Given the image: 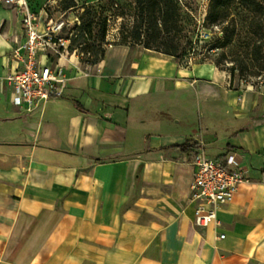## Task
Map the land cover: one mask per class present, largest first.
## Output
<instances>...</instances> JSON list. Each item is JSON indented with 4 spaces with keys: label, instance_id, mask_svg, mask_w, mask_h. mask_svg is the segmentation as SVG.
I'll return each instance as SVG.
<instances>
[{
    "label": "crops",
    "instance_id": "obj_1",
    "mask_svg": "<svg viewBox=\"0 0 264 264\" xmlns=\"http://www.w3.org/2000/svg\"><path fill=\"white\" fill-rule=\"evenodd\" d=\"M25 39L0 2V264H264L263 86L117 43L88 71L64 64V95L28 112L6 79ZM198 147L248 175L208 227L190 200Z\"/></svg>",
    "mask_w": 264,
    "mask_h": 264
},
{
    "label": "built area",
    "instance_id": "obj_2",
    "mask_svg": "<svg viewBox=\"0 0 264 264\" xmlns=\"http://www.w3.org/2000/svg\"><path fill=\"white\" fill-rule=\"evenodd\" d=\"M0 2L22 13L26 39L13 52L21 64L14 72H9L6 79L11 84L14 105L32 112L52 98H61L67 87L68 77L61 63L67 50L66 40L59 36L62 24L49 20L41 26L40 17L28 0ZM198 36L208 45L198 52L192 46L184 57L187 63L201 57L207 59L206 55L216 54L220 49L209 31H201ZM242 82L253 84L247 79ZM189 161L194 167L190 191V200L195 203L194 223L198 227L218 224L219 206L231 201L239 185L248 181L247 170L232 155L225 160L214 159L202 147L197 148ZM224 237L225 234L220 235Z\"/></svg>",
    "mask_w": 264,
    "mask_h": 264
},
{
    "label": "rangeland",
    "instance_id": "obj_3",
    "mask_svg": "<svg viewBox=\"0 0 264 264\" xmlns=\"http://www.w3.org/2000/svg\"><path fill=\"white\" fill-rule=\"evenodd\" d=\"M30 1L40 17L41 24L47 23L49 20L62 24L59 36L67 42V50L61 58V62L65 66L70 62L78 61L85 71H88L95 65L90 62L91 58L94 57L93 54L98 52V55L101 56L106 45L126 43L132 48H146L145 41L153 35V30L146 32V24L140 23L139 18H137V0ZM175 1L179 13L178 27L168 36L163 34V39L154 43L153 48L164 49L165 45H162L160 41L167 40V37H173L175 38L174 44L179 47V53L185 52L187 54L192 46L197 48L196 52L198 50L204 51L208 44L205 40L200 41L198 35L201 31H209L213 40H218L219 33L221 34L224 28H233V24L229 20L217 25L209 22L207 17L211 0ZM138 31L142 32L141 40L134 37ZM245 32V28L238 24V35L235 36L234 40L221 47L216 54L206 56L213 61L221 60V67L224 68L236 63L233 59L234 56H241L247 60L246 53L249 50L240 44L245 37ZM104 33L105 39L102 40ZM221 52L226 53V58L221 59ZM200 59L203 58H198V60ZM246 75V78L253 85L264 87V71H261L260 75L252 73Z\"/></svg>",
    "mask_w": 264,
    "mask_h": 264
},
{
    "label": "trees",
    "instance_id": "obj_4",
    "mask_svg": "<svg viewBox=\"0 0 264 264\" xmlns=\"http://www.w3.org/2000/svg\"><path fill=\"white\" fill-rule=\"evenodd\" d=\"M178 17V7L175 0H137V18H139L140 23L146 24V32L153 30V35L145 41V47L174 56L180 62L186 53L178 52L179 47L174 44L175 38L167 37V40H161L160 43L165 45L162 50L152 47L159 39H163V34L168 36L177 29ZM207 19L213 25L228 20L233 24L232 29L226 27L221 31L222 36L218 37L216 44L219 48L230 44L238 35V24H241L246 30L245 37L240 44L249 50L246 53L247 60L241 56H234L233 59L236 63L230 67H225L233 77L237 75L241 79H247L246 74L260 75L261 71H264V0H211ZM134 37L141 40L142 32L138 31ZM104 39L105 33L102 37V40ZM156 45L159 46V44ZM104 53L105 50L100 56L98 52H95L94 57L90 60L91 64L100 62ZM220 55L222 56L221 59L227 56L225 52H221ZM214 62L221 67V60ZM194 145L193 143H186L180 147L183 150H188Z\"/></svg>",
    "mask_w": 264,
    "mask_h": 264
}]
</instances>
